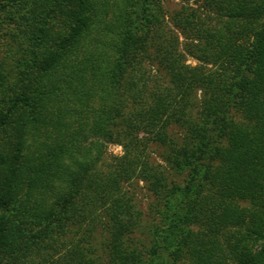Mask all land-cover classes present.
<instances>
[{"label":"trees","instance_id":"obj_1","mask_svg":"<svg viewBox=\"0 0 264 264\" xmlns=\"http://www.w3.org/2000/svg\"><path fill=\"white\" fill-rule=\"evenodd\" d=\"M55 3L0 74V264H264V0L177 11L196 65L158 0ZM136 180L164 220L144 248Z\"/></svg>","mask_w":264,"mask_h":264},{"label":"rangeland","instance_id":"obj_2","mask_svg":"<svg viewBox=\"0 0 264 264\" xmlns=\"http://www.w3.org/2000/svg\"><path fill=\"white\" fill-rule=\"evenodd\" d=\"M56 0H22L19 3L12 4L11 6L0 8V74L1 72L8 74L9 82H14L20 76V70L23 68L30 57L33 49V41L31 37L32 31L36 30L39 22L46 18V13L51 12L55 8ZM161 8L158 9L160 15L165 16V24L179 35V47L185 52L187 63L196 65L198 61L187 52V40L183 34L175 27L172 17L182 8H195L205 12L204 0H158ZM157 11V10H156ZM214 16V14H210ZM35 27V28H34ZM35 33V32H34ZM1 79V76H0ZM4 85L8 88L10 83ZM2 87L0 88V111L4 106H7L3 96L8 98L12 91H7ZM9 138V134L0 131V145ZM0 146V153L2 152ZM110 154L121 155L123 149L119 144L110 143L108 145ZM163 149L156 147L153 149V158L160 161ZM170 178L175 182L184 184L188 178L187 172L184 170L173 171L170 169ZM125 188L130 191V195L134 197L138 208L143 212L141 215V223L143 228L138 229L136 236L142 242L139 246L144 248L143 245L148 247L149 234L145 231L146 226H153L156 222L163 225V218L160 214V203L156 202L155 197L152 196L147 186L142 181L136 180L132 185L126 184ZM161 225V226H162ZM150 228V227H149ZM107 233L100 230L96 234V239H93L95 245L99 248L102 255L107 251L106 246Z\"/></svg>","mask_w":264,"mask_h":264}]
</instances>
